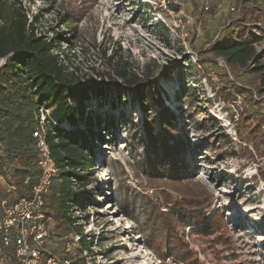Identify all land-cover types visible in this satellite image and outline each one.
I'll list each match as a JSON object with an SVG mask.
<instances>
[{"label": "rangeland", "instance_id": "rangeland-1", "mask_svg": "<svg viewBox=\"0 0 264 264\" xmlns=\"http://www.w3.org/2000/svg\"><path fill=\"white\" fill-rule=\"evenodd\" d=\"M243 1L1 0L4 15L19 9L35 25L38 36L58 40L56 45L64 52L58 55L69 72L97 82L106 81L109 74L116 78V66L138 80L146 74L164 91L165 104L178 113L186 108L182 89L192 88L197 104L216 120L215 127L197 130L184 111L181 126L186 124L188 149L196 154L186 166L191 179L175 178L170 169L150 172L132 154L128 131L134 125L142 128L143 116L129 95L114 102L92 98L90 111L109 114L115 128L100 130L103 142L91 141L95 167L86 189L95 190L96 204L79 205L70 214L87 243L93 235L99 240L89 243L88 251L74 227L48 216L49 251L74 264H264V153L254 146L264 142L257 129L264 115H256L264 106L258 111L252 108L264 103V93L251 69L230 68L213 53L217 39L247 22L264 62V7L250 9L251 15L244 16L239 11ZM65 18L72 19L75 34L63 28ZM205 137L212 139L206 146ZM139 152L145 161V151ZM54 186L59 188L60 181L55 180ZM55 188L47 195V214L56 208ZM184 199L210 200L205 216L213 219L219 214L223 219L212 231L182 219L171 222L180 243L162 253L173 240L165 231L155 238L144 234L142 208L150 202L166 213L167 205Z\"/></svg>", "mask_w": 264, "mask_h": 264}, {"label": "trees", "instance_id": "trees-1", "mask_svg": "<svg viewBox=\"0 0 264 264\" xmlns=\"http://www.w3.org/2000/svg\"><path fill=\"white\" fill-rule=\"evenodd\" d=\"M2 6L3 2L0 0V60L5 59L0 67V177L6 184L15 187L18 197L28 194L29 187L24 185V180L28 176L35 178L38 174L37 140L34 132L44 116L48 143L59 170L55 180L60 181L59 188L53 184L56 187L53 193L56 208L47 216L74 227V233L81 236V243L90 251L89 243H94L99 237L93 235L87 243L82 228L75 225L76 221L70 213L79 205L95 203V190L86 189L91 183L90 176L95 167L91 141L101 139L103 142L105 139L100 130H110L115 124L114 118L109 114L104 117L98 112L90 111L89 101L92 98L97 101H121L129 95L132 106L137 103L143 116L142 128L134 125L128 131V140L133 142V146L129 147L138 163L143 167L148 165L152 173L170 169L173 177L187 180L192 176L188 175L190 170L186 166L189 164V157L196 152L188 149L190 145L187 141L186 124L181 126V119L185 116L189 118V125L197 130H207L212 125L215 127L213 122L216 120L208 116L203 106L197 104L192 88L187 91L182 89L186 93L183 97L186 108H181L178 113L165 104L162 97L164 91L146 74L138 80V77L129 74L125 68L116 66V78L109 74L106 81L97 82L90 77L81 78L74 72H69L65 60L58 55L64 54L56 45L58 40L38 36L35 25L25 12L16 9L10 15H4ZM258 6L264 7V0H245L239 11L243 10L244 16L249 17V10ZM63 21V28L75 34L77 28L72 19L65 18ZM246 23L238 24L237 29H232L228 36L217 39L213 53L221 57L230 68L251 69L261 81L260 93L263 94L264 62L257 55L254 47L256 38L248 33L249 23ZM61 34L65 32L62 31ZM61 34L57 36L59 40L62 38ZM109 60L113 61L114 58ZM252 64L254 67H251ZM98 77L104 78L103 74H98ZM118 80L122 84H118ZM263 104L252 105V108L258 111V107H263ZM257 114L264 115V111L256 112ZM121 118L124 120L125 115ZM258 121V133L264 141V118ZM128 123L131 124L132 121L128 120ZM205 138L206 146L212 139ZM254 146L258 151L262 147L261 151L264 153V142H254ZM139 150L145 151V161ZM209 201L184 199L180 203H171L172 206L167 205L170 212L166 210V213L153 203H147V207L142 208L147 225L144 234L155 238L165 231L169 240L173 241H168L165 248L161 249L164 253L180 243L171 223L173 221L180 222L182 219L202 226L204 231H212L213 226L223 218L219 214L213 219L212 216H205L210 209ZM89 218L86 217V221ZM0 264H18L13 253L2 246Z\"/></svg>", "mask_w": 264, "mask_h": 264}, {"label": "built area", "instance_id": "built-area-1", "mask_svg": "<svg viewBox=\"0 0 264 264\" xmlns=\"http://www.w3.org/2000/svg\"><path fill=\"white\" fill-rule=\"evenodd\" d=\"M34 138L38 174L24 180V185L29 187L28 194L18 197L15 187L0 177V246L12 252L18 264H74L73 260L60 258L47 248L46 201L59 170L48 143L44 116ZM69 251L67 246L66 252Z\"/></svg>", "mask_w": 264, "mask_h": 264}, {"label": "water", "instance_id": "water-1", "mask_svg": "<svg viewBox=\"0 0 264 264\" xmlns=\"http://www.w3.org/2000/svg\"><path fill=\"white\" fill-rule=\"evenodd\" d=\"M5 62V59H3L2 61H1V64H0V67L2 66V64Z\"/></svg>", "mask_w": 264, "mask_h": 264}]
</instances>
